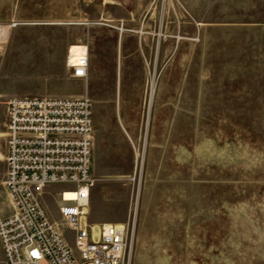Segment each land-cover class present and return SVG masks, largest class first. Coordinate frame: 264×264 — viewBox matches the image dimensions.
I'll list each match as a JSON object with an SVG mask.
<instances>
[{
  "label": "rangeland",
  "instance_id": "rangeland-1",
  "mask_svg": "<svg viewBox=\"0 0 264 264\" xmlns=\"http://www.w3.org/2000/svg\"><path fill=\"white\" fill-rule=\"evenodd\" d=\"M0 24L7 99H91L88 218L133 228L131 264H264V0H0Z\"/></svg>",
  "mask_w": 264,
  "mask_h": 264
},
{
  "label": "built area",
  "instance_id": "built-area-1",
  "mask_svg": "<svg viewBox=\"0 0 264 264\" xmlns=\"http://www.w3.org/2000/svg\"><path fill=\"white\" fill-rule=\"evenodd\" d=\"M5 33L0 24V43ZM88 65L87 57H80L68 67L73 77L85 78ZM92 146V102L86 93L7 99L2 185L11 212L0 218V264H130L133 228L128 223L94 224L85 211L94 184ZM56 184L74 193L68 199L63 189L50 193L58 225L44 201L49 186Z\"/></svg>",
  "mask_w": 264,
  "mask_h": 264
},
{
  "label": "crops",
  "instance_id": "crops-1",
  "mask_svg": "<svg viewBox=\"0 0 264 264\" xmlns=\"http://www.w3.org/2000/svg\"><path fill=\"white\" fill-rule=\"evenodd\" d=\"M37 23H41V22H33V24H37ZM43 23L58 24L61 22L52 21V22H43ZM20 43L18 44L19 46L16 45V49L19 47V50L21 51L20 53H22V54L26 53L29 48H30V52L32 53V51H33L32 47L25 46L27 44V42H24L25 43L24 47L22 46V44H23L22 40ZM73 43H76V42H73ZM70 44H68V46ZM68 46H67V48H68ZM66 51L67 52H66V57H65L66 58L65 59V65H66V63H68V65L75 64L76 60L79 57L83 56V55H78V54L74 55L69 50H66ZM86 52H87V48L85 47L84 48V55L86 54ZM63 65H64V58H63ZM66 67H67V65H66ZM0 68H1V56H0ZM14 95H17V93L13 89L12 90L10 88H8V89L5 88L4 90L0 89V160L3 159L4 162H5V153H6V129H5L6 101H7L8 97L14 96ZM3 174H4V170H3ZM1 185H2V180H1ZM5 192L7 195V201L0 202V218L4 217L5 215H8L11 212L10 198H9L7 191H5ZM109 222H111V221H109ZM0 254L2 256L1 245H0Z\"/></svg>",
  "mask_w": 264,
  "mask_h": 264
},
{
  "label": "bare ground",
  "instance_id": "bare-ground-1",
  "mask_svg": "<svg viewBox=\"0 0 264 264\" xmlns=\"http://www.w3.org/2000/svg\"><path fill=\"white\" fill-rule=\"evenodd\" d=\"M105 3H106V1H105ZM86 55V56H85ZM85 55H83V56H81V57H87V59L89 58L88 57V54H87V52H86V54ZM79 60H80V57L76 60V62H75V64L76 63H78L79 62ZM88 61H89V59H88ZM66 65H67V67L69 66L68 65V63H66ZM75 78V77H74ZM77 79H79V78H77ZM91 154H92V151H91ZM49 189V188H48ZM91 191V190H90ZM56 191H51L50 189L47 191V198L44 200L45 202H46V209H47V213L50 215V217L54 220V222L57 224V223H59V216H58V214H57V210H56V204H55V202H54V200H52V198L50 197V193H55ZM63 192H64V196H65V194L67 193V199L68 198H71L73 195H74V193H73V191L71 190V189H69V188H64L63 189ZM50 201V203H52L53 205H52V207H50L48 204H47V202H49ZM85 211H87V214H88V208L86 207L85 208ZM94 223V222H93ZM99 223V222H98ZM111 223H126V222H111ZM94 224H97V223H94ZM58 225V224H57ZM60 227L62 228V230H63V232L64 233H67L68 232V230L66 229V227L64 226V225H60ZM133 245V244H132ZM132 254H133V248H132ZM131 260H132V256H131ZM130 264H131V261H130Z\"/></svg>",
  "mask_w": 264,
  "mask_h": 264
}]
</instances>
